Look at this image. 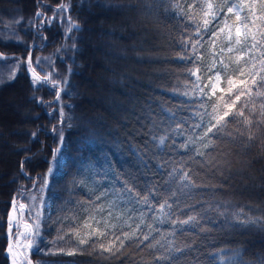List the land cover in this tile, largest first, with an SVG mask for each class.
<instances>
[{
  "label": "trees",
  "instance_id": "16d2710c",
  "mask_svg": "<svg viewBox=\"0 0 264 264\" xmlns=\"http://www.w3.org/2000/svg\"><path fill=\"white\" fill-rule=\"evenodd\" d=\"M60 2L0 0V54L5 57L0 59V105L10 106L13 116H0V264H11L7 247L13 199L17 206L30 205L29 194L39 200L41 182L53 166L44 185L41 236L29 254L31 264H264V228L222 226L224 217L215 210L231 215L244 209L250 216L264 217V132L225 157L228 180L219 175L209 179L196 163L202 157L195 156V147L190 145L187 152L180 148L184 137L176 125L191 131L194 101L179 94L186 78L184 62L177 58L182 24L175 9L165 8L175 0H150L151 10L145 0H63L71 4L61 13L64 22L47 21ZM180 2L186 8L192 0ZM37 11L44 13L42 25ZM68 16L79 25L71 34ZM29 53L34 65L41 60L37 71H51L61 82L59 102L56 89L33 86L26 64ZM11 94L15 105L5 101ZM7 120L12 124L6 126ZM162 135L170 137L163 145ZM182 164L198 170L204 185H213L178 193L175 214L203 217L207 229L178 234L181 247L187 244L184 251L130 249L119 259L52 254L67 247L63 241L53 244L59 221H52H82L85 208L101 203L96 200L101 193L104 203L116 201L121 207L129 200L134 204L137 193L153 190L154 204L171 199L179 185L169 173ZM221 181L224 187L218 186ZM125 185L133 190L131 195ZM24 214L29 219V210ZM155 227L170 230L167 223Z\"/></svg>",
  "mask_w": 264,
  "mask_h": 264
},
{
  "label": "snow or ice",
  "instance_id": "6c2138e0",
  "mask_svg": "<svg viewBox=\"0 0 264 264\" xmlns=\"http://www.w3.org/2000/svg\"><path fill=\"white\" fill-rule=\"evenodd\" d=\"M154 3H160V0H154ZM154 3L145 0V7L151 10ZM169 7L175 9V17L182 24V28L177 32V58L184 62L186 78L179 94L194 101L191 105V131L179 122L176 125L177 134L184 137L180 141V148L187 152L189 146L193 145L195 156L202 157L196 163L205 174H210L209 179L219 175L228 180L231 177L222 166L225 157L231 153L232 148L250 146L251 142L258 138V134L264 132V0H219L218 3L215 0H192L186 8L180 0H175L171 5L165 4L166 9ZM70 8V2L61 0L47 21L59 19L63 23L65 17L61 13H67ZM35 16L41 17V25L46 22L43 12L37 11ZM67 23L68 33L79 28L71 16L67 17ZM4 58L3 54H0V59ZM26 64L33 86L46 84L56 89L54 96L59 102L61 82L53 78L51 71H37L41 60L37 58L34 65L30 53ZM59 115L63 123V108L60 109ZM172 115L174 117L175 113ZM185 132H188L186 137ZM60 138L63 139L62 134ZM168 139L169 136L162 135L159 137V143L163 145ZM224 145L229 146L227 150ZM209 148L213 150L207 151ZM169 178L179 185L177 192L171 193V199L164 198L162 202L156 201L154 204L151 199L153 190L146 194L137 193L134 204L129 200L121 207L116 201L104 203L106 197L101 193L96 196V200L101 203L93 204L90 209L85 208L87 215L82 221H79V217H65L63 220L58 217L57 221H52L54 224L59 221L53 244L63 241L67 247H59L52 254H98L105 259H119L130 249H149L151 253L158 249L170 252L184 251L187 244L181 247L175 239L178 234L182 236L186 231L207 229L201 222L203 217L175 214L174 205L178 193L213 185H204L199 171L193 170L191 165L182 164L178 169L174 167L169 173ZM45 184L46 180L41 182L39 200L36 195H32V203L27 205L31 220V223H24L28 249L40 242L37 238L41 236ZM218 186L225 185L221 181ZM124 191L131 195L133 190L125 185ZM17 203L14 198L12 213L19 211L23 216L26 204L19 202L17 208ZM137 205L146 211L140 210ZM215 210L218 216L224 217L222 226L233 230L251 226L264 228V217L250 216L244 209L231 215L219 207ZM150 213L152 215H149ZM67 220H71V223L64 222ZM156 223H167L170 230L162 231L155 227ZM13 227L17 228L16 244L19 245L23 234L18 230L19 224H13V216L10 213L7 253L11 257V264H16L21 253L15 252L13 248ZM154 258L160 260L163 257Z\"/></svg>",
  "mask_w": 264,
  "mask_h": 264
},
{
  "label": "rangeland",
  "instance_id": "374dc122",
  "mask_svg": "<svg viewBox=\"0 0 264 264\" xmlns=\"http://www.w3.org/2000/svg\"><path fill=\"white\" fill-rule=\"evenodd\" d=\"M68 33V32H67ZM68 34H71V33H68ZM14 96V95H13ZM13 96H12V94H11V96L9 95V98L10 99H8V100H5L6 102H9V104L10 103H13V105H15V103L13 102V100H15L14 98H13ZM8 98V97H7ZM1 104V103H0ZM2 105V104H1ZM0 105V116H6V117H10V118H12L13 119V116H12V114H11V110H10V106H8V105H6V106H4V107H2ZM11 105V104H10ZM11 119V120H12ZM11 120H7V121H5L6 123H5V125L6 126H8V125H10V124H12V123H10L9 121H11ZM10 123V124H9ZM54 171V166L52 167V169H51V171H49L48 173H47V175L45 176V179L47 180L48 178H49V176L51 175V173ZM36 187V186H35ZM36 189H38V188H36ZM37 192V191H36ZM33 194H29V195H27L28 196V200H29V202H30V204L32 203V201H31V196H32ZM27 205L28 204H26V208L24 209V213L27 211V210H29V208L27 207ZM44 206H45V204H44ZM43 206V207H44ZM43 207H42V209H43ZM46 207H47V204H46ZM17 208H18V206H17ZM10 213L12 214V216H13V224L15 225V224H19V232L20 233H22L23 235L20 237V241H19V245H17L16 244V233H17V228L16 227H13V229H12V233H13V237H12V243H13V248H14V251L15 252H19V253H21V255H19V257L17 258V261H16V264H29V254H30V252L32 251V250H34L35 249V247H36V245L37 244H35V245H33V247L32 248H30V249H28L27 247H26V243H27V241H26V239H25V236H27V232H26V229H25V227H24V223L27 221L28 223H31V220L30 219H28V218H25L24 216H25V214H23V216H21L20 215V212L19 211H17V212H15V213H12V209H11V211H10ZM37 239H39V237L37 238ZM10 261H11V257H10Z\"/></svg>",
  "mask_w": 264,
  "mask_h": 264
}]
</instances>
